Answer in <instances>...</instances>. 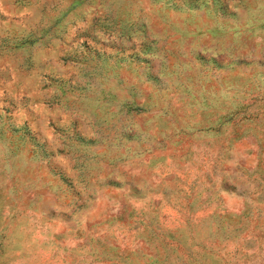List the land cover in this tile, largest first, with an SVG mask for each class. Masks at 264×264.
I'll return each mask as SVG.
<instances>
[{"label": "rangeland", "instance_id": "374dc122", "mask_svg": "<svg viewBox=\"0 0 264 264\" xmlns=\"http://www.w3.org/2000/svg\"><path fill=\"white\" fill-rule=\"evenodd\" d=\"M0 264H264V0H0Z\"/></svg>", "mask_w": 264, "mask_h": 264}]
</instances>
